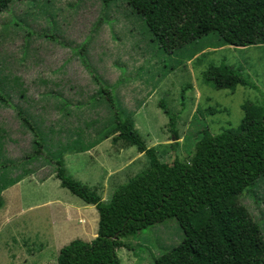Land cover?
Instances as JSON below:
<instances>
[{
	"label": "rangeland",
	"instance_id": "rangeland-1",
	"mask_svg": "<svg viewBox=\"0 0 264 264\" xmlns=\"http://www.w3.org/2000/svg\"><path fill=\"white\" fill-rule=\"evenodd\" d=\"M222 62L239 68L257 88L210 86L202 73ZM95 74L110 86L115 104L131 115L159 161L189 162L202 128L218 133L236 127L244 102H263L264 44L218 46L212 32L167 53L124 0H18L1 12L0 78L16 77L19 86L9 82V99L0 102V158L13 161L0 167V264H56L62 246L75 238L90 241L98 224L96 209L77 208L82 201L60 186L52 162L27 159L31 133L20 127L12 105L31 114L47 135L50 150L80 143L83 151L62 154L67 175L103 201L116 185L147 167V157L133 146L114 142L115 134L98 140L110 113L92 96L98 88ZM19 89L24 98L18 96ZM161 102L174 114L175 134ZM248 191L240 201L258 220L264 238V175ZM78 209L92 219L82 223L84 236L75 232L63 241L48 242L51 224L68 221ZM182 238L178 223L167 219L137 235L125 234L122 240L129 246L116 253L120 264L166 262L168 250Z\"/></svg>",
	"mask_w": 264,
	"mask_h": 264
},
{
	"label": "trees",
	"instance_id": "trees-1",
	"mask_svg": "<svg viewBox=\"0 0 264 264\" xmlns=\"http://www.w3.org/2000/svg\"><path fill=\"white\" fill-rule=\"evenodd\" d=\"M16 1L0 0V13ZM124 1L142 17L153 41L167 53L212 32L218 36V46L264 44V0ZM202 78L215 89L257 88L239 68L224 62L210 64ZM94 79L98 88L92 96L105 103L110 113L97 132L98 140L115 134L114 142L133 146L148 159L147 167L116 185L107 201L67 175L62 154L83 151L80 143L50 150L47 135L31 114L12 105L20 127L31 133L27 159L43 157L52 162L60 186L95 206L98 213L96 236L90 241L76 238L62 246L56 264H120L116 250L129 246L122 240L125 234L137 235L167 219L178 223L183 238L168 250L166 262L155 260V264H264L262 228L240 201L242 193L264 175V98L262 103L241 105L243 117L236 127L218 133L202 128L189 162L175 159L167 164L159 161L152 147H146L131 115L115 104L110 86L96 74ZM17 81L16 77L11 81L0 78V102L8 101L9 82L19 86ZM18 96L24 98V90L19 89ZM160 106L175 134L174 114L165 103ZM3 140L0 133L1 155ZM7 162L13 163L0 158L1 169Z\"/></svg>",
	"mask_w": 264,
	"mask_h": 264
},
{
	"label": "crops",
	"instance_id": "crops-1",
	"mask_svg": "<svg viewBox=\"0 0 264 264\" xmlns=\"http://www.w3.org/2000/svg\"><path fill=\"white\" fill-rule=\"evenodd\" d=\"M47 201L52 202V200H47ZM77 205H79V206H77ZM77 205H76L77 208H80V209L83 206L89 207L90 210H92V208L94 210V208H95V206L88 205V204H85L83 202L78 203ZM70 208L73 209V207H70ZM80 209H78V212L75 215V217L68 216V221H66L67 220V218H66V220L55 221L54 223H52L51 226L49 227V229L46 231V233H47L46 234V240L48 242L63 241V240H65L66 234L71 233L72 235L75 236V232H78V235L84 236L83 234H85V231H84L83 226L88 225L90 220H92V219H91V217L83 216V214L81 213L83 210L81 211ZM67 210L68 209H64V211H67ZM67 214H69V212ZM95 219L97 220V217ZM82 223H84L85 225H82ZM95 232H96V229H95ZM85 236H87V234Z\"/></svg>",
	"mask_w": 264,
	"mask_h": 264
}]
</instances>
